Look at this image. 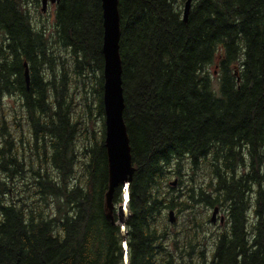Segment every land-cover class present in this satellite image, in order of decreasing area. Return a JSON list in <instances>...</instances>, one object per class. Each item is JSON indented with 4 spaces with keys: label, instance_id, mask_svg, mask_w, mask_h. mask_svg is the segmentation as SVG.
<instances>
[{
    "label": "trees",
    "instance_id": "obj_1",
    "mask_svg": "<svg viewBox=\"0 0 264 264\" xmlns=\"http://www.w3.org/2000/svg\"><path fill=\"white\" fill-rule=\"evenodd\" d=\"M183 1L118 0L127 264H264V0H192L186 22ZM38 6L0 0V105L21 103L0 115V264H123L104 131L87 126L93 112L103 122L101 2L60 0L48 35ZM79 138L91 142L80 157Z\"/></svg>",
    "mask_w": 264,
    "mask_h": 264
},
{
    "label": "water",
    "instance_id": "obj_2",
    "mask_svg": "<svg viewBox=\"0 0 264 264\" xmlns=\"http://www.w3.org/2000/svg\"><path fill=\"white\" fill-rule=\"evenodd\" d=\"M191 1L184 2L182 20L186 22L191 8ZM60 0H51L52 4H59ZM102 9V56H103V114H104V147L107 158L108 191L105 196L107 218L112 220L115 207L112 202L114 190L122 188V203L116 208L117 222L120 225L122 246L124 248L123 264H127V244L125 222L129 216L127 203L129 200V185L134 173V167L130 155L129 139L126 125L123 120L124 98L121 87V61L119 56V14L118 0H100ZM41 12H46V0H41ZM24 67V79L26 86L29 84V69L26 63ZM177 180L170 182V187H176ZM218 209L214 208L210 222H216ZM167 221L173 224L176 221L175 212H167ZM224 219H219L223 224Z\"/></svg>",
    "mask_w": 264,
    "mask_h": 264
},
{
    "label": "rangeland",
    "instance_id": "obj_3",
    "mask_svg": "<svg viewBox=\"0 0 264 264\" xmlns=\"http://www.w3.org/2000/svg\"><path fill=\"white\" fill-rule=\"evenodd\" d=\"M186 1V0H185ZM32 3L33 5L35 4H38V8H36V11L38 12V14L33 17V21L35 22H38V23H43L45 29L46 30V34L48 35L49 33H52L53 32V29H54V19H55V11H56V7L55 6H50L47 11L43 14L41 13V7H40V3H39V0L36 1V0H25V6H27L29 8V10H32ZM183 4H184V1L182 2V7L181 9L183 10ZM191 4H192V1H191ZM57 5V4H56ZM42 25V27H43ZM92 73L91 75L94 76V80L92 82V84L96 83V79L99 77V73H98V68L96 67V62H93L92 63ZM217 74L214 75V77H216ZM90 91V94L88 93L87 97H88V104L90 105V108L93 110V108H95L96 106V92L94 89H89ZM79 98V96H78ZM14 100V101H13ZM19 106V103L16 102V98L14 97H10V96H7L6 98L3 99V102L2 104L0 105V115L1 113H13V111L15 110L16 111V114L14 115H20L21 114V110H20V106ZM4 109L6 112H2L1 110ZM93 112V111H92ZM24 122V121H23ZM24 125V123H23ZM104 114H103V122H102V118L98 117L97 114H95L94 112L92 113L91 115V118H90V122H87V126L94 132V139H98L102 132L101 131H104ZM25 126V125H24ZM100 135V136H99ZM90 144L91 142H88L86 140H83L81 138H79L77 141H76V144H75V150L77 153H79V157L81 156V154L84 152L85 149L89 148L90 147ZM79 165L76 166V170L79 169ZM171 172V171H170ZM169 172V173H170ZM180 174H183L181 177H172V181L173 180H177V179H181L183 180V182L186 181L187 177H188V174L189 172L187 171V168L186 166H184L183 168L180 169ZM178 174V175H180ZM171 176H172V173H171ZM177 178V179H176ZM182 188V187H174L173 189L175 191H172V193H176L178 192V190ZM118 205L115 206V212H116V208H117ZM49 209L51 211H56L55 210V203L54 202H51L50 205H49ZM199 211L200 210H203L205 213L208 214L209 218L211 217V212H212V207L211 208H202V207H198ZM222 212V211H221ZM116 215V213H115ZM183 215H181V217H177V223L180 224L184 219H183ZM218 219L216 220V223L213 224V225H220L218 223ZM249 224L252 220V216L250 214L249 216ZM116 225L120 227L119 223L117 222V215H116ZM126 223V222H125ZM176 221L173 223L175 224ZM173 224H170V225H173ZM125 234H126V238H127V232L126 230H124ZM126 241V240H125Z\"/></svg>",
    "mask_w": 264,
    "mask_h": 264
},
{
    "label": "flooded vegetation",
    "instance_id": "obj_4",
    "mask_svg": "<svg viewBox=\"0 0 264 264\" xmlns=\"http://www.w3.org/2000/svg\"><path fill=\"white\" fill-rule=\"evenodd\" d=\"M39 3L41 4V0H39ZM50 6H55V7H57V5L56 4H52L51 3V0H46V11H47V9L50 7ZM28 8V7H27ZM29 9V8H28ZM25 80V79H24ZM25 88L26 89H28V86H26V83H25ZM11 97V96H10ZM12 97H14V98H16V102L17 103H19V105L21 104L20 103V99H19V97L18 96H16V95H12ZM14 101V100H13ZM15 144L16 145H18L19 144V142L18 141H15ZM218 209V214H217V216H216V220H217V218H221V217H223V219L225 220V213L226 212H221V210L219 209V208H217ZM214 210V208L212 209V211ZM219 219H218V222H219ZM216 223V222H215ZM206 264H212L213 262L211 261V260H208V261H206L205 262ZM169 264H174L173 262H170ZM189 264H194V262H189Z\"/></svg>",
    "mask_w": 264,
    "mask_h": 264
}]
</instances>
